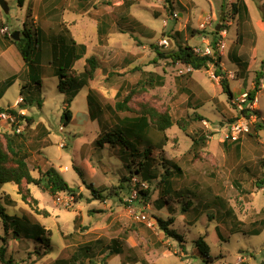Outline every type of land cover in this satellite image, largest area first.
Returning <instances> with one entry per match:
<instances>
[{
	"label": "rangeland",
	"instance_id": "374dc122",
	"mask_svg": "<svg viewBox=\"0 0 264 264\" xmlns=\"http://www.w3.org/2000/svg\"><path fill=\"white\" fill-rule=\"evenodd\" d=\"M5 1L8 11L0 9V87L14 75L16 80L0 97V113L13 110L32 123L0 119V140L5 134H20L32 175L39 178L53 166L76 191L75 196H52L23 185L19 194L15 186L0 185V205L7 213L42 226L50 240L48 249H40L35 239H13L0 221L5 259L13 264L263 262L264 0H242L247 15L233 12L237 0ZM23 24L31 34L35 28L43 34L38 41L39 87L30 83L11 43L14 32L22 37ZM62 31L86 47L69 75L83 72L88 57L98 63L69 106L72 120L67 126L60 119L65 96L57 89L58 78L47 71L51 59L47 40ZM161 40L168 46L161 47ZM179 46L209 47L212 54H219L233 98L222 92L212 66L195 71L172 62L169 54ZM257 72H262L259 92L253 103H241V94L253 89ZM160 80L162 85L157 84ZM21 90L36 102L11 107L23 98ZM132 91L136 93L127 103L129 111H117L116 103ZM244 109L251 115H243ZM146 110L167 114L172 121L163 133L149 123L143 149L149 146L151 171L157 173L149 182L128 173L124 146L97 144L118 119L138 117ZM231 124L247 129L235 142L225 137ZM173 166L179 174L168 178L172 190L163 192L160 178L169 168L173 174ZM90 184L112 196L95 200ZM126 186L131 188L129 195ZM138 190L148 196L137 198ZM157 220L170 222L168 229L181 239L166 236ZM199 237L209 247L208 263L194 244ZM113 247L120 249L119 255L111 253ZM45 250L49 252L43 255Z\"/></svg>",
	"mask_w": 264,
	"mask_h": 264
},
{
	"label": "trees",
	"instance_id": "16d2710c",
	"mask_svg": "<svg viewBox=\"0 0 264 264\" xmlns=\"http://www.w3.org/2000/svg\"><path fill=\"white\" fill-rule=\"evenodd\" d=\"M22 2L23 0H18L19 4H21ZM238 5H240V9L238 8ZM232 9L235 14H239L241 10L242 13L247 15V7L242 0H237L236 3L232 5ZM21 34L22 37L19 38L18 41L11 40V43L16 48L23 61L24 68L27 71V76L30 80V83L33 86L39 87L41 85V81L39 79L40 51L38 47V41L43 34L37 28H35L34 33L31 34L30 31L25 27V24H23V30ZM47 41L50 44L51 48V59L48 62L47 71L48 75L58 78L59 81L57 89L61 94L65 96V107L60 119L63 125L67 126L72 120V113L69 110V106L73 102L79 91L87 86V83L89 80H91L94 71L98 68V63L94 57H88L84 61L86 66L84 71L79 73L78 76H71L68 74V72L70 73V71L73 69L74 64L84 57L86 52L85 45L76 44L73 39H68L63 31L56 36L48 38ZM212 44L215 45L214 42ZM158 56L162 57V54L159 53ZM169 57L172 62H178L195 71L212 66L214 70L213 74L216 78L219 79V85L222 89V92L228 97V99L233 98L228 79L220 66L221 56H219V54H217L216 52L213 53L212 56H200L194 52L193 48L179 46L176 51L169 54ZM261 77L262 72H257L255 74L253 89L246 93L247 102L252 103L254 101L256 94L260 90ZM15 80L16 78L13 76L3 82V87H0V97L6 87L14 83ZM157 84L162 85V80H160ZM149 86L153 85L149 84ZM30 93L31 91H29V94ZM134 93H136V91L130 92V94L124 97L122 101L117 102L115 105L116 110L120 112L129 111L127 103L130 101L131 95ZM20 95L23 96L22 100L26 105L31 106L34 102H36L32 98H29L28 95L24 96L22 90L20 91ZM88 104L90 108L92 102L89 97ZM41 105V101H37V106L39 107ZM8 113L14 116L17 124L19 122H24L25 124H27V126H30L32 123L31 118L20 116L13 110H9ZM241 113L245 116H248L251 115L249 113L252 112L244 109L241 110ZM253 113L255 115L257 114V112ZM150 121H152L155 129L160 133H163L165 130L172 126V121L167 114H160L155 112L154 110H146L138 117H123L118 119L115 128H112L109 131H105V134L101 138V141H97V144L99 146L104 143L116 144L117 146L122 147L124 146L128 151L125 154L127 155L125 156V158L127 157L130 160V162H127L126 158L125 168L128 170V173L130 175H135L134 177H139L142 181L145 180L147 182L154 180V176L157 178V173L154 174V172L151 171L154 165L153 159L150 156L152 152L149 146H146L143 149V146H145L144 138L149 129ZM22 141L23 140L21 139L20 134H5L3 137V141L0 140V185L9 184L15 186L18 188L19 194H21L20 191L23 185H32L42 191L48 192L52 196L60 193L75 196L76 191L69 186V184L62 177V174L53 166H49L39 178L32 175L27 164V159L29 158V156ZM120 150L123 152L122 148ZM173 167V174H171L172 172H168L170 169H172L169 168L165 170L164 176H161L160 178V182H162V184L165 185L166 188L162 190L163 192H170L172 190V186L171 184H169L168 178H170L172 175L179 174V169L175 166ZM75 170L79 176L82 175L79 170ZM166 178L167 180L164 181V179ZM127 181L131 182V180ZM123 188L124 185L119 186V190H122ZM88 189L91 191L92 197L95 200L101 201L105 197L112 196L111 194H102L100 191L93 188L91 184L88 185ZM125 189L127 195H129L131 192L130 186H126ZM117 195V192L113 193V196L117 197ZM136 195L139 199H145L148 196V192L138 190L136 191ZM22 200H26L23 195ZM0 221L4 233L10 230L13 239H35L37 243L40 244V249H48L50 243V240L48 238L49 236L47 231L44 230L42 226L35 223L30 224L26 220H22L16 215H9L6 211V208L1 205ZM157 223L166 236L175 238L176 240L181 239V237L178 236L176 232L168 229L170 222L157 220ZM34 235L35 237L33 238ZM194 244L199 255L205 262L208 263V261H210L209 247L204 242L203 238L199 237L194 241ZM111 250L112 254H120V249L117 247H113L111 248ZM48 252L49 251L45 250L43 252V255L47 254ZM36 254H38L39 256L41 255V253L39 252H36ZM0 263L13 264L11 260L5 259V248L3 247L0 248ZM54 264H73V262H68L67 260H59ZM260 264H264V261Z\"/></svg>",
	"mask_w": 264,
	"mask_h": 264
},
{
	"label": "built area",
	"instance_id": "2783aa9c",
	"mask_svg": "<svg viewBox=\"0 0 264 264\" xmlns=\"http://www.w3.org/2000/svg\"><path fill=\"white\" fill-rule=\"evenodd\" d=\"M159 45L161 47H167L168 46L167 40H161L159 42ZM219 48L222 51V49L224 48V45L220 44ZM194 52L200 56H212V49L209 47H205L203 50L197 49V50H194ZM189 70H190V68H189ZM22 102H23L22 98L19 97L17 100V104H20ZM240 102L241 103L247 102V94L246 93L241 94ZM0 119L11 120V122H13L15 120L14 116L10 115L9 113L7 114L6 112L0 113ZM243 131L247 132V129L245 127H241L240 125L231 124L229 126L227 132H226L227 134L225 135V137H226V139H229L231 142H235L239 139V136ZM16 132H19V130L17 129ZM241 261H242L241 259L237 260L238 263H241Z\"/></svg>",
	"mask_w": 264,
	"mask_h": 264
},
{
	"label": "water",
	"instance_id": "95a60500",
	"mask_svg": "<svg viewBox=\"0 0 264 264\" xmlns=\"http://www.w3.org/2000/svg\"><path fill=\"white\" fill-rule=\"evenodd\" d=\"M0 9L3 10L4 12L8 11V6L5 0H0ZM215 30L218 31V27H216ZM11 37L14 41H18L19 40L18 32H14Z\"/></svg>",
	"mask_w": 264,
	"mask_h": 264
},
{
	"label": "crops",
	"instance_id": "0c3cea01",
	"mask_svg": "<svg viewBox=\"0 0 264 264\" xmlns=\"http://www.w3.org/2000/svg\"><path fill=\"white\" fill-rule=\"evenodd\" d=\"M248 11V10H247ZM260 27H262V23L260 24ZM16 49V48H15ZM8 51H10V52H13L14 50H13V47L11 48L10 47V49L8 50ZM48 51L49 52H51V48H50V44H49V46H48ZM19 54V53H18ZM235 61L237 62V64L238 65H240L241 63H240V60H238V58L237 59H235ZM21 65H24L23 63H21ZM15 76V75H14ZM259 92V91H258ZM257 95V94H256ZM18 100V99H17ZM18 104H17V101L15 102V104H13V106H11V107H14V106H17ZM42 106V105H41ZM41 106H39L38 108H40L41 109ZM23 111V110H22ZM24 111H26V109L24 110ZM24 113V112H23Z\"/></svg>",
	"mask_w": 264,
	"mask_h": 264
}]
</instances>
